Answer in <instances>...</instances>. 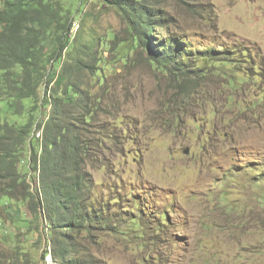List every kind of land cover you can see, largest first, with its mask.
<instances>
[{
  "label": "rangeland",
  "instance_id": "obj_1",
  "mask_svg": "<svg viewBox=\"0 0 264 264\" xmlns=\"http://www.w3.org/2000/svg\"><path fill=\"white\" fill-rule=\"evenodd\" d=\"M113 1L60 0L72 36L61 58L46 62L53 82L66 59L82 60L70 82L88 105L67 108L91 154L95 217L87 229L53 230L28 201L3 198L0 264H48L44 250L62 264L51 255L61 241L73 264H264V0H153L194 48L239 44L251 58L238 67L194 62L205 73L183 102L181 82L148 61ZM49 110L39 103L33 112L36 150ZM29 114L0 101V126ZM20 156L25 171L28 151Z\"/></svg>",
  "mask_w": 264,
  "mask_h": 264
},
{
  "label": "trees",
  "instance_id": "obj_2",
  "mask_svg": "<svg viewBox=\"0 0 264 264\" xmlns=\"http://www.w3.org/2000/svg\"><path fill=\"white\" fill-rule=\"evenodd\" d=\"M113 3L128 21L133 39L143 48L148 61L181 82L182 102L201 85L205 73L204 66H196L194 62L220 61L236 67L251 63L239 44L231 50L222 45L194 48L187 38L171 31L168 14L153 0ZM72 20L70 10L60 0H0V101L15 115L30 113L24 123L0 126V200L10 197L28 201V209L39 225L60 231L87 229L95 217L84 163L92 159L91 154L81 143L75 127L79 118L67 108L75 104L84 109L88 105L87 92L75 90L70 82L82 60L66 59L53 82L47 78V60L60 59L70 44ZM84 47L89 51V45ZM233 70L232 74L236 71ZM24 100H29L30 110L22 103ZM39 103L50 110L37 125L41 132L36 150L31 143L34 135H30L36 121L33 112L38 111ZM24 148L28 157L22 171L17 163ZM29 170L35 172V176H27L31 181L25 177ZM65 233L61 235L65 237ZM45 254L44 250L40 258ZM51 255L54 259L59 257L62 264L74 262L67 259L63 241Z\"/></svg>",
  "mask_w": 264,
  "mask_h": 264
},
{
  "label": "bare ground",
  "instance_id": "obj_3",
  "mask_svg": "<svg viewBox=\"0 0 264 264\" xmlns=\"http://www.w3.org/2000/svg\"><path fill=\"white\" fill-rule=\"evenodd\" d=\"M48 256H49V255H47L46 257H44V258H45V261H46L48 264H55V263H53V262L51 261V258H49V260H46Z\"/></svg>",
  "mask_w": 264,
  "mask_h": 264
},
{
  "label": "water",
  "instance_id": "obj_4",
  "mask_svg": "<svg viewBox=\"0 0 264 264\" xmlns=\"http://www.w3.org/2000/svg\"><path fill=\"white\" fill-rule=\"evenodd\" d=\"M186 152H187V150H186Z\"/></svg>",
  "mask_w": 264,
  "mask_h": 264
}]
</instances>
